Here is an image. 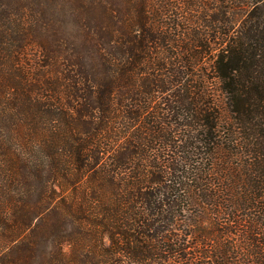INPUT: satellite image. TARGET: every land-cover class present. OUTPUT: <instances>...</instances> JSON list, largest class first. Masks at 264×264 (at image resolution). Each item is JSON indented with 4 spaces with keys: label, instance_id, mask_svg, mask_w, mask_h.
Here are the masks:
<instances>
[{
    "label": "trees",
    "instance_id": "obj_1",
    "mask_svg": "<svg viewBox=\"0 0 264 264\" xmlns=\"http://www.w3.org/2000/svg\"><path fill=\"white\" fill-rule=\"evenodd\" d=\"M0 264H264V0H0Z\"/></svg>",
    "mask_w": 264,
    "mask_h": 264
}]
</instances>
